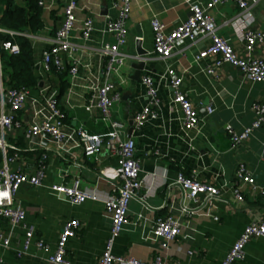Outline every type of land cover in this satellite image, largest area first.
<instances>
[{"label":"crops","instance_id":"0c3cea01","mask_svg":"<svg viewBox=\"0 0 264 264\" xmlns=\"http://www.w3.org/2000/svg\"><path fill=\"white\" fill-rule=\"evenodd\" d=\"M76 1V21L70 39L85 45L60 53L64 68L74 61L78 66L77 73L71 76L66 68L68 85L61 93L59 78L45 67L42 55L51 46V38L62 21L63 2L39 0L44 24L35 32L25 31L32 43L39 82L30 87L31 95L24 108L12 110L24 125L0 129V166L33 173L43 165L44 176L40 185L22 183L18 187L15 200L24 207L25 216L23 224L13 229L11 246H0V264H54L48 261V255L54 251L64 223L71 218L78 219L79 226L65 240L66 264H95L110 233L111 215L103 200L115 194L119 179L108 178L98 170L101 166L116 165V155L104 145L95 154H84L75 132L79 128L88 132L108 128L98 107L87 108V104L93 97L92 87L102 81L101 70L106 60L93 47L116 41L114 34L107 31L106 22L117 16L121 0ZM196 1L203 4L206 0ZM209 13L218 25V32L241 56L253 54L264 58V0L252 3L249 14L239 13L233 0L216 4ZM186 14L182 0H131L126 42L120 46L129 55L110 77L121 93L120 100L112 105V116L122 122V135L135 140L142 186L128 203L127 220L114 238L112 251L145 261L160 252L165 264H223L244 226L251 220L264 218V195L236 177L237 165L243 162L255 182L264 187V123L254 130L251 138L237 143H233L225 127L230 124L241 130L250 124L255 117L251 103L255 99L264 101V83L244 78L238 68L228 63L215 65L213 72H208L204 67L213 61V56L198 61L195 58L198 50L209 42L208 38L181 40L166 59L154 55L151 17H158L168 31L184 20ZM88 16L93 18L94 27L91 37L85 40L80 27ZM0 27V31L7 33L10 29ZM245 28L259 29L263 34L252 52L243 48ZM137 44L147 50L141 69L133 66ZM168 64L182 75V88L199 114L198 125L189 130L183 127L180 106L172 99L165 74ZM0 73V86L6 88L9 82L2 71L1 57ZM144 74L152 76L159 102L152 106L155 115L135 127L133 117L147 102L146 88L141 82ZM48 94L56 97L64 114L68 137L61 146L46 134L29 137L25 131L26 124L42 116L43 96ZM207 106L212 111L208 112ZM0 109L10 111L3 89H0ZM179 172L215 184L220 195L210 201L205 200L204 194L199 195L198 201L190 198L184 188L172 183ZM76 179L96 197L72 203L64 194L49 188L53 182L72 185ZM237 186L242 201L236 200ZM169 214L178 218L180 234L166 249L160 250V240L151 234L152 224L156 217ZM1 222L6 233L9 224L6 220ZM29 226H33L34 236L25 252L18 255L16 250L24 248L25 230ZM37 238H42L46 247L38 248ZM230 264H264V236L252 237L245 244L244 257Z\"/></svg>","mask_w":264,"mask_h":264},{"label":"built area","instance_id":"2783aa9c","mask_svg":"<svg viewBox=\"0 0 264 264\" xmlns=\"http://www.w3.org/2000/svg\"><path fill=\"white\" fill-rule=\"evenodd\" d=\"M61 1L63 2L62 21L51 38V46L44 50L42 55V61L46 68H48L50 62L57 67H64L60 53L63 51L72 52V50L77 49L79 46L85 45L70 39V34L75 27L77 1ZM223 1L206 0L203 4H199L196 0H182L187 9L186 18L168 31L165 30L164 23L158 17H151L150 25L153 31L152 53L159 58L166 59L173 54L179 41L190 39L194 42L200 38H208L209 42L195 54L197 61L213 56V61L204 67L208 72H213V66L215 65L228 63L238 68L244 78L253 82L260 81L264 83V58L253 54L246 57L241 56L234 50L228 40L218 32V25L209 13V9ZM255 1L233 0L239 7V13L247 12L248 14L250 13L252 3ZM130 4L131 0H121L117 16L109 18L106 22L107 31L114 34L116 41L114 43L105 42L97 47H93L105 55L106 60L101 70L102 81L92 87L93 97L89 104H87V108L96 105L100 110L101 118L106 122L108 128L102 132H88L83 128H79L75 132L84 154H95L104 145L117 158L116 165L101 166L98 170L101 175L108 178H118L119 182L115 187V194H111L103 200L105 208L111 215L110 233L100 255V259L95 264H165L160 252L155 254L152 260L145 261L131 255L116 254L112 251L114 238L120 233L127 220L128 203L138 195V191L142 186V180L139 175L141 169L140 162L135 155V140L130 135H122V122L112 116V105L120 100L121 93L114 86L110 77L119 70L121 64L129 55L122 51L120 46L126 42V23L129 16ZM93 27L92 17L88 16L82 21L80 32L83 39L86 40L91 37ZM0 29L2 28L0 27ZM7 31L12 36L15 34H26V32L14 29H7ZM262 35V32L256 28L243 29V48L247 52H252L256 40L260 39ZM138 39H141V36H138ZM0 47L11 54H16L20 50L18 42L11 38L3 40L0 43ZM134 57L137 59L146 58L139 54ZM77 71V62L74 61L70 65L68 72L71 76L76 74ZM165 74L168 80L167 83L172 90V99L180 106L183 127L185 130L196 127L200 120L199 114L189 98L187 91L182 88V75L170 64L166 66ZM1 78L0 73V85ZM141 82L146 88L147 102L133 117L135 127L139 126L148 116L155 115L152 106L159 102L157 87L152 76L150 74H144L141 77ZM0 89H3L10 107V111L0 109V129L5 128L10 130L13 126L24 125L13 114L12 110L16 111L24 108L26 100L31 95L30 88L26 86L8 85L6 88L0 86ZM43 101L42 116L30 121L24 126L26 134L29 137L46 134L58 146H61L68 137L63 120L64 114L53 94L44 95ZM251 109L255 117L250 124L243 126L241 130L234 129L230 124L225 125L233 143L249 139L253 129L264 122V101L253 100ZM207 111H212V108L207 106ZM1 143L3 144V142ZM57 149L60 153L61 149ZM42 166L37 167L33 173L11 169L6 165L0 166V246L10 247L13 229L23 224L25 209L15 200L18 187L22 183L32 185L42 184L44 176ZM236 177L239 182H248L254 190L259 189L264 195V187L255 182L254 176L243 162H239L237 165ZM172 183L184 188L187 195L197 201L200 194H204V198L207 201L220 195V189L215 184L196 179L183 172H179ZM239 186L235 187L234 191L236 200L242 201ZM49 188L54 192L64 194L72 203H80L88 198L96 197L94 193L82 188L79 185L78 179L72 185L53 182L49 185ZM1 220H6L9 224V229L6 233L3 231ZM78 226L79 220L76 218H71L64 223L56 247L48 255L47 259L49 262L54 264L68 263L64 256L66 251L65 240ZM151 234L153 238L160 240V250H164L180 234V222L174 215L158 216L153 221ZM33 236V226L27 227L24 236V248L16 250L18 255L25 252L26 246ZM255 236H264V218L251 220L244 226L240 236L231 245L222 263L230 264L235 260L243 258L245 255V244ZM35 243L38 248L46 247V243L42 238H37Z\"/></svg>","mask_w":264,"mask_h":264},{"label":"trees","instance_id":"16d2710c","mask_svg":"<svg viewBox=\"0 0 264 264\" xmlns=\"http://www.w3.org/2000/svg\"><path fill=\"white\" fill-rule=\"evenodd\" d=\"M38 1L24 0V3L19 4L15 0H0V26L18 31H37L44 24L42 8ZM10 38L18 42L20 50L16 54H11L0 47L2 71L7 82L12 86H26L29 88L37 85L39 79L34 70L33 47L30 38L24 34L12 36L7 32L0 31V43ZM69 67L70 65H67L66 68L69 69ZM66 68L57 67L51 62L47 68L49 72L52 71L58 76L60 93L68 85ZM259 126L253 129L251 136Z\"/></svg>","mask_w":264,"mask_h":264},{"label":"water","instance_id":"95a60500","mask_svg":"<svg viewBox=\"0 0 264 264\" xmlns=\"http://www.w3.org/2000/svg\"><path fill=\"white\" fill-rule=\"evenodd\" d=\"M138 43V42H137ZM139 44H137V54L144 56L147 53V50L145 48H142ZM145 59L140 58L137 59L136 61L133 62V66H135L137 69H141L143 68L144 64H145ZM138 72V70L136 71V73ZM133 123V121H132Z\"/></svg>","mask_w":264,"mask_h":264},{"label":"rangeland","instance_id":"374dc122","mask_svg":"<svg viewBox=\"0 0 264 264\" xmlns=\"http://www.w3.org/2000/svg\"><path fill=\"white\" fill-rule=\"evenodd\" d=\"M23 32H25V31H23Z\"/></svg>","mask_w":264,"mask_h":264}]
</instances>
